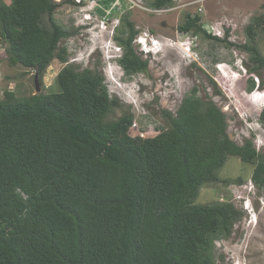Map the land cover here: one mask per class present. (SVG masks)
Returning <instances> with one entry per match:
<instances>
[{
	"label": "trees",
	"instance_id": "obj_1",
	"mask_svg": "<svg viewBox=\"0 0 264 264\" xmlns=\"http://www.w3.org/2000/svg\"><path fill=\"white\" fill-rule=\"evenodd\" d=\"M116 1L104 0L105 17H119ZM60 7L55 0H0L7 60L40 83L55 59L69 62L61 44L78 32L57 21ZM185 18L181 33L239 48L249 55V73L264 71L258 24L238 45L228 32L219 39L203 31L201 17ZM119 20L114 39L124 48L126 76L148 73V60L133 46L135 25ZM54 89L20 98L6 92L0 100V264H216L214 243L232 234L241 212L230 202L197 204L200 190L220 180L230 157L253 164L252 181L264 188V153L251 141L231 140L225 113L196 89L176 114L164 113L166 128L154 137L131 133L130 113L109 121L121 104L97 68L68 64Z\"/></svg>",
	"mask_w": 264,
	"mask_h": 264
},
{
	"label": "rangeland",
	"instance_id": "obj_2",
	"mask_svg": "<svg viewBox=\"0 0 264 264\" xmlns=\"http://www.w3.org/2000/svg\"><path fill=\"white\" fill-rule=\"evenodd\" d=\"M4 1L11 3V0ZM55 1L61 3L55 16L57 21L68 30H78L61 44L68 49L69 62L55 59L41 83L38 78V92L36 74L21 66H11L6 45L0 41V100L5 98L6 92H13L18 98L53 93L55 79L64 67L68 64L80 69L88 67V54L101 47L91 58L90 68H97L103 74L111 96L117 97L121 104L109 115V121L130 113L135 118L131 133L139 131L145 137H154L161 128H166L164 113L176 114L183 99L196 89L199 98L212 100L225 113L231 140L239 146L251 141L257 151L264 153V124L261 122L264 104L260 105L264 100L260 98L258 102L251 94L254 90H250L251 79L257 83L256 88L264 81V71L260 75L249 73L245 66L249 55L239 48H229L202 34L179 31L186 14H191L201 17L199 25L207 34L224 39L228 32L229 42L244 45L248 42L247 27L256 23V44L264 56V0H173L172 6L162 9H154L153 0H125L123 8L118 5L119 17L112 19L105 17L104 0H81L82 5ZM119 18H128L135 25L137 36L148 34L167 43L162 53L142 57L148 60V73L133 78L141 79L148 86L145 100L150 105L147 107L140 105L136 84L122 82L118 89L104 70L106 52H111L104 47H109L111 41L115 44L114 35L123 29ZM84 24L95 26L90 31L78 28ZM133 46L139 53L137 41ZM118 76L117 79L127 80L123 73ZM263 89L264 85L260 90ZM254 168L238 157H230L218 173L220 180L200 190L197 204L230 202L241 212L232 234L214 243L216 264H264V188L259 189L252 181ZM248 205L250 211L246 210Z\"/></svg>",
	"mask_w": 264,
	"mask_h": 264
},
{
	"label": "clouds",
	"instance_id": "obj_3",
	"mask_svg": "<svg viewBox=\"0 0 264 264\" xmlns=\"http://www.w3.org/2000/svg\"><path fill=\"white\" fill-rule=\"evenodd\" d=\"M95 25H92V24H84L82 25L81 27H78V28H82V29H85V30H91V29H94ZM136 41H137V45L139 47V55L141 57H146V58H149V57H154L155 55L159 54V53H162V51L164 50L163 47L165 45H167L166 43V40H161L159 38H155L154 36L151 37L149 36L148 34H145L143 36H136L135 40H134V43L136 44ZM117 43V42H116ZM114 44L112 41H111V44L109 45V47H104L106 50H110L111 52H106V55H105V67H104V70L108 76V79H110L112 81V85L116 88H120V84L122 82H125V83H128L130 85H134L136 84L137 85V93H138V96L141 98V101H140V105L142 107H147L149 106L150 104L147 105V101L145 100L147 98V93H148V89H147V84H145L144 82H142V80H134L136 79V76H133L132 78H129L126 76V73H125V70L124 68L122 67V65L120 64V59L123 58V55H124V50L123 52H121L120 50H118V47L120 49H123L122 46H120L119 44ZM159 46V49L157 50L156 47ZM101 47H98L96 49H94L92 52H90L88 54V62H87V66L88 67H84L83 69L85 68H90V63H91V58L93 57V55L96 53L97 50H100ZM118 71V72H117ZM118 73H123L124 76H126L127 80L123 81L121 80L120 78L117 79L118 76ZM142 74V73H140ZM138 74V75H140ZM134 78V79H133ZM127 85V84H126ZM257 85V84H256ZM261 88V84L259 83L257 88L255 87L254 89V93H251L253 98L254 99H257L258 102H260V98L262 100H264V89L263 90H260ZM254 99H252L253 101H255ZM264 104V101L262 103H260V105ZM264 110V109H263ZM263 112V111H262ZM133 127V126H132ZM249 128L251 130H253V128H251L249 126ZM255 132V131H254ZM260 135V134H259ZM255 136H257V134H255ZM247 205V204H245ZM247 211H250L251 208L249 207V205L247 206L246 208ZM254 210H252L251 212V215L254 216Z\"/></svg>",
	"mask_w": 264,
	"mask_h": 264
},
{
	"label": "built area",
	"instance_id": "obj_4",
	"mask_svg": "<svg viewBox=\"0 0 264 264\" xmlns=\"http://www.w3.org/2000/svg\"><path fill=\"white\" fill-rule=\"evenodd\" d=\"M123 1H125V0H123ZM75 2L77 3V5H78V4H79V5H82L81 0H76ZM118 5H119L120 7L123 8V2H122V0H117L116 3H115V5H114V7H117V9H119ZM119 11H121V10L119 9ZM109 13H110V12H108V14H109ZM118 50L121 51L122 49H120V48L118 47ZM142 134H143V133H142Z\"/></svg>",
	"mask_w": 264,
	"mask_h": 264
},
{
	"label": "water",
	"instance_id": "obj_5",
	"mask_svg": "<svg viewBox=\"0 0 264 264\" xmlns=\"http://www.w3.org/2000/svg\"><path fill=\"white\" fill-rule=\"evenodd\" d=\"M36 87H37V91L39 92L40 89H39V86H38V75L36 74Z\"/></svg>",
	"mask_w": 264,
	"mask_h": 264
},
{
	"label": "bare ground",
	"instance_id": "obj_6",
	"mask_svg": "<svg viewBox=\"0 0 264 264\" xmlns=\"http://www.w3.org/2000/svg\"><path fill=\"white\" fill-rule=\"evenodd\" d=\"M156 49L158 50V49H159V46H157ZM243 67H244V66H243ZM256 84H257V83H256ZM244 260H245V259H244ZM244 260H243V261H244Z\"/></svg>",
	"mask_w": 264,
	"mask_h": 264
}]
</instances>
